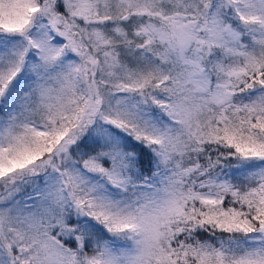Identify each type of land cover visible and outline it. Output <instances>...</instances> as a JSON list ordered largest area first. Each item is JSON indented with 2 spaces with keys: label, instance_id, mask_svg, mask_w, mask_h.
Masks as SVG:
<instances>
[{
  "label": "snow or ice",
  "instance_id": "6c2138e0",
  "mask_svg": "<svg viewBox=\"0 0 264 264\" xmlns=\"http://www.w3.org/2000/svg\"><path fill=\"white\" fill-rule=\"evenodd\" d=\"M0 264H264V0H0Z\"/></svg>",
  "mask_w": 264,
  "mask_h": 264
}]
</instances>
